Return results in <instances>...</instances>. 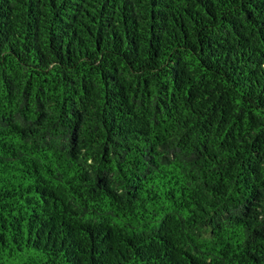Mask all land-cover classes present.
I'll list each match as a JSON object with an SVG mask.
<instances>
[{"label":"trees","instance_id":"1","mask_svg":"<svg viewBox=\"0 0 264 264\" xmlns=\"http://www.w3.org/2000/svg\"><path fill=\"white\" fill-rule=\"evenodd\" d=\"M0 264H264V0H0Z\"/></svg>","mask_w":264,"mask_h":264}]
</instances>
